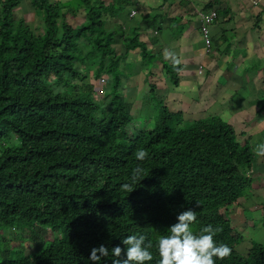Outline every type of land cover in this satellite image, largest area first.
Returning <instances> with one entry per match:
<instances>
[{
    "label": "trees",
    "instance_id": "16d2710c",
    "mask_svg": "<svg viewBox=\"0 0 264 264\" xmlns=\"http://www.w3.org/2000/svg\"><path fill=\"white\" fill-rule=\"evenodd\" d=\"M21 1L0 0V264H93L100 245L109 249L100 264H112L124 238L145 235L155 245L189 208L195 232L219 227L216 241L232 249L216 264H264V245L241 246L225 213L251 187L243 171L254 155L233 126L215 115L185 120L153 87L138 95L133 116L124 61L159 56L147 52L139 26L120 21L131 0H30L42 19L33 26L15 18ZM80 8L85 21L73 25ZM171 64L165 75L177 86ZM139 149L148 152L143 162ZM138 164L143 180L122 192ZM15 228L28 233L12 247L3 231ZM152 251L147 264L158 262Z\"/></svg>",
    "mask_w": 264,
    "mask_h": 264
},
{
    "label": "crops",
    "instance_id": "0c3cea01",
    "mask_svg": "<svg viewBox=\"0 0 264 264\" xmlns=\"http://www.w3.org/2000/svg\"><path fill=\"white\" fill-rule=\"evenodd\" d=\"M102 1L105 6L115 5V0ZM252 1L131 0L124 6L120 21L131 29L139 26V40L147 52L159 56L151 68L150 86L160 97L171 99L185 120L219 116L233 126L241 142L253 151L256 144L264 143V2L253 9ZM210 10L217 11L218 17L210 27L212 43L207 52L200 35L198 13ZM14 14L16 19L25 18L32 26L37 23L30 0H22ZM80 15L81 21L75 22ZM70 18L73 25L82 24L84 9L80 8ZM176 60L180 63L176 64ZM131 61H140L137 52L128 55L123 67ZM167 63L177 66V86L165 75L163 65ZM247 87L253 93L239 97ZM134 90L138 95L150 91ZM211 91L214 93L209 97ZM253 153L251 165L243 171L249 176L251 187L228 211L232 212L234 228L253 218L260 225L256 232H260L264 227V158Z\"/></svg>",
    "mask_w": 264,
    "mask_h": 264
},
{
    "label": "clouds",
    "instance_id": "9594fccd",
    "mask_svg": "<svg viewBox=\"0 0 264 264\" xmlns=\"http://www.w3.org/2000/svg\"><path fill=\"white\" fill-rule=\"evenodd\" d=\"M176 64L180 61L176 60ZM255 155L264 158V143L255 145ZM148 157V152L139 149L135 153L138 162H143ZM144 169L137 165L132 170L130 182L123 183L122 192L132 193L134 185L140 182ZM199 207V204H196ZM177 222L167 229V233L160 235L155 245L145 235H130L122 240L124 248L116 246L111 249L112 264H147L154 259L152 249L155 247L159 257L157 264H216L217 260L223 261L230 257L232 249L215 239L222 229L211 224L202 227L199 233L193 230L197 222V213L189 208L177 216ZM109 256V249L104 245L91 249L89 259L93 264H100L102 258Z\"/></svg>",
    "mask_w": 264,
    "mask_h": 264
},
{
    "label": "rangeland",
    "instance_id": "374dc122",
    "mask_svg": "<svg viewBox=\"0 0 264 264\" xmlns=\"http://www.w3.org/2000/svg\"><path fill=\"white\" fill-rule=\"evenodd\" d=\"M81 19H82V15H80L75 20V22L79 23L81 21ZM34 20L37 22L35 25H38V20L41 21V23H42V19H41L40 14L35 13L34 14ZM139 58H140V61H131V62L126 63L125 71L127 73V76L124 77L122 79V82H121L122 87H123L122 91H128V92L125 93V97L127 98L128 101H131V102L134 101V103H135L133 116H139L140 113H141V112L138 111V109L141 107V103L140 104L138 103V101H139L138 94H137L136 90H134V89L136 88L137 91L141 92V91H145L146 88L150 89L152 87V86H150V84L153 82L151 80L150 73H151V68L155 64V61H156V58L148 57V55H145L143 57V59H141V57H139ZM151 63H153V64H151ZM129 76L133 77V80H135V81L129 80L128 79ZM138 77H140V78H138ZM145 78H146V81L144 82ZM101 80H103V79H101ZM101 80H100V83H102ZM131 88H133V89H131ZM171 92H173V91H171ZM213 93L214 92L211 91V94L209 95V97H211L213 95ZM250 93H253V91H249V87H247L246 91H243V92H241L239 94V97H244V95H248ZM158 99L162 100L170 111H174L176 109V107L173 105V102L170 101L171 99H168L166 97H159ZM146 107L149 109L148 106H145L144 109ZM154 107H156V106H153V105L150 106V108H154ZM142 117L144 118V114L143 113L141 114V118ZM203 118L204 117H202L201 119H203ZM138 122H142V121L139 120ZM240 141H241V139H240ZM227 211H228V209H227ZM255 214H256V212H255ZM226 215H227V218L231 222L232 221V217H231L232 216V212H231V210H229L226 213ZM235 216L238 217L236 212H235ZM258 228L260 229V225L253 218L246 220L245 224L239 225V226H237V228H235L239 232V234H241V236L244 239V241L242 242L241 246L247 248L252 243H258V244L264 245V227H263V229H261L262 231L256 232V230ZM253 229H254V232H252ZM3 233L5 235L6 234H10V235L14 236L13 238L11 237L9 239L10 240L9 244L12 247H16L20 242H24L25 236L27 235L28 232H27V229H25V228L24 229L23 228H15L14 230H12V229L5 230V231H3ZM243 233H245L244 236H243ZM245 236H249V238L246 239ZM28 246L29 245H27L26 247H28ZM241 248L242 247H237V249H238V251L240 253H242ZM0 258H1V255H0Z\"/></svg>",
    "mask_w": 264,
    "mask_h": 264
},
{
    "label": "built area",
    "instance_id": "2783aa9c",
    "mask_svg": "<svg viewBox=\"0 0 264 264\" xmlns=\"http://www.w3.org/2000/svg\"><path fill=\"white\" fill-rule=\"evenodd\" d=\"M264 0H253L252 1V8L257 9ZM199 30L200 35L204 43V47L206 51H210L211 49V32L210 27L214 23V19L217 17V12L215 10H210L207 12H199ZM202 68H199L198 71L201 72ZM103 82V80H101Z\"/></svg>",
    "mask_w": 264,
    "mask_h": 264
}]
</instances>
